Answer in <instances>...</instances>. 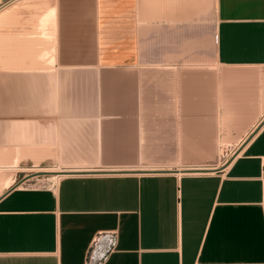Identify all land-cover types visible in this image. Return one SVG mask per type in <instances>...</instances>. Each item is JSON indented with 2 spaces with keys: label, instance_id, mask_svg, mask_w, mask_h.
<instances>
[{
  "label": "crops",
  "instance_id": "obj_1",
  "mask_svg": "<svg viewBox=\"0 0 264 264\" xmlns=\"http://www.w3.org/2000/svg\"><path fill=\"white\" fill-rule=\"evenodd\" d=\"M53 7L59 67L176 72L175 98L158 100L180 106L135 116L153 120L142 123L152 131L135 149L159 168L122 163L139 155L130 138L113 137L94 141L102 146L95 160L112 168L80 165L92 169H63L72 173L45 176L44 187L25 181L1 193L0 264H84L93 236L110 229L118 243L105 264H264V0H53ZM37 121L39 142L31 145L49 151L52 126ZM72 123L57 143L89 151L94 139L76 137ZM223 144L238 146L219 164Z\"/></svg>",
  "mask_w": 264,
  "mask_h": 264
},
{
  "label": "rangeland",
  "instance_id": "obj_2",
  "mask_svg": "<svg viewBox=\"0 0 264 264\" xmlns=\"http://www.w3.org/2000/svg\"><path fill=\"white\" fill-rule=\"evenodd\" d=\"M52 7L53 0H0V149L8 150L9 153L7 156L6 152L5 155L0 152V194L39 168L92 169L77 167L87 164L103 166L93 168H112L108 159L95 160L101 153L97 147H102L99 142L95 143V140L130 138L132 142H129L128 146L137 152V137L139 140L144 138L145 141L147 133L152 131L151 128L143 129L145 126L142 123L153 120L135 116L146 111L177 110L180 106L173 101L158 100L163 95L175 98L178 90L175 86L176 72L59 67L54 53L55 23L52 19L55 13L52 11L55 8ZM206 14L208 22H211L214 9ZM43 19H47V22ZM211 26L209 23L204 27L208 31ZM162 73L166 79L165 86H160L158 80ZM18 108L25 111L20 112ZM30 109L35 111H29ZM14 119L17 121L11 127ZM36 120L46 126H52L48 133L54 142L49 151L46 147L45 151L34 150L42 148L34 147L39 142ZM71 123L76 137L94 139L89 151L78 149L76 152H67L62 144L57 143V133L64 132L61 140L65 139L69 129H64ZM11 132L15 136H11ZM31 137L37 139L28 142ZM11 138H16V141L11 143ZM144 141L140 140L139 143ZM15 146H19L23 151L20 158H17L16 152L11 155ZM237 146L223 144L218 147L216 157L219 164H225ZM24 152L28 153L25 155ZM32 153H36L34 157L37 155L39 158L34 159ZM137 153L139 158L135 156V159L122 163H133L130 168L134 169L159 168L145 164L148 163L142 160L145 158V152ZM35 160H38V163ZM15 161H18L17 166H8ZM123 165L120 167L129 168ZM7 176L12 178L13 183L8 187L2 186V181ZM45 176L51 175L32 177L26 182L35 187H44ZM55 179L57 178H53Z\"/></svg>",
  "mask_w": 264,
  "mask_h": 264
},
{
  "label": "built area",
  "instance_id": "obj_3",
  "mask_svg": "<svg viewBox=\"0 0 264 264\" xmlns=\"http://www.w3.org/2000/svg\"><path fill=\"white\" fill-rule=\"evenodd\" d=\"M235 153L236 151H234L231 157H233ZM228 161H226V163ZM117 243L118 232L116 229L97 232L91 239L86 250L84 264H105L110 255L116 250Z\"/></svg>",
  "mask_w": 264,
  "mask_h": 264
},
{
  "label": "bare ground",
  "instance_id": "obj_4",
  "mask_svg": "<svg viewBox=\"0 0 264 264\" xmlns=\"http://www.w3.org/2000/svg\"><path fill=\"white\" fill-rule=\"evenodd\" d=\"M52 9H54V7H52ZM52 12H54L55 13V9L52 11ZM50 14H51V9H50V12H49ZM54 13H53V15H54ZM49 14V15H50ZM53 15H52V17H53ZM44 18V17H43ZM47 18H49L48 16H47ZM50 18H51V16H50ZM45 19V18H44ZM43 19V21L45 22L46 20H44ZM54 19V18H53ZM53 19H52V22H54L53 21ZM41 22H42V20H40ZM48 21H50V20H48ZM41 22H40V24H41ZM44 22H42L43 23V25H45V23ZM47 22V21H46ZM54 24V23H53ZM42 25V24H41ZM41 25L39 26V27H41ZM42 25V26H43ZM46 26V25H45ZM52 26V25H51ZM55 26V25H54ZM54 26H53V28H54ZM42 28V27H41ZM40 108V107H39ZM19 109V108H18ZM38 109V108H37ZM20 110V109H19ZM31 110H33V109H30L29 111H31ZM24 112L25 110H20V112ZM33 111H35V109L33 110ZM40 111V110H39ZM28 112V111H27ZM14 114V113H13ZM16 116V115H15ZM22 116H24V115H22ZM16 121H17V119H14V120H12V122H11V127H12V125L14 124V123H16ZM22 121V120H21ZM36 122H38L37 120H36ZM17 125V124H16ZM37 125H38V123H37ZM8 127V126H7ZM10 127V126H9ZM8 127V128H9ZM7 133H9V132H7ZM20 133V132H19ZM17 147H19V146H17ZM16 152V156H17V158H20L21 157V155H23V151H15ZM29 152V151H28ZM28 152H26V153H28ZM33 152V151H32ZM35 152V151H34ZM38 152V151H37ZM25 153V152H24ZM26 153H25V155H26ZM40 153V152H39ZM33 154V153H32ZM34 154H36V153H34ZM34 154H33V158L34 159H36L38 156L37 155H35L36 156V158L34 157ZM38 154V153H37ZM39 156H40V154H38ZM39 158V157H38ZM35 162L36 163H38V160H35ZM17 163H18V161H15L14 163H12L11 165H9V167H15V166H17ZM6 167H8V166H6ZM37 171H49V172H52L51 173V176H52V178L54 177V178H58V177H60V176H62L63 174H64V170L63 169H60V168H58V169H50V168H39V169H37L36 170V172ZM68 172H72V171H68ZM67 174V173H66ZM13 182H12V178L11 177H6V178H4V180L2 181V186L4 185V186H6V187H8L10 184H12Z\"/></svg>",
  "mask_w": 264,
  "mask_h": 264
},
{
  "label": "water",
  "instance_id": "obj_5",
  "mask_svg": "<svg viewBox=\"0 0 264 264\" xmlns=\"http://www.w3.org/2000/svg\"><path fill=\"white\" fill-rule=\"evenodd\" d=\"M256 132V130H254L252 132V134H254ZM252 136L248 137V140L251 138ZM52 172L49 171H37V172H32L29 173L27 175H25L24 177H22L15 185H13L12 187H16L18 185H20L21 183H24L25 181L29 180L32 177H38V176H44V175H51ZM64 173H72V172H64ZM11 189V188H10ZM9 191V190H7ZM7 191H5L2 195H4Z\"/></svg>",
  "mask_w": 264,
  "mask_h": 264
}]
</instances>
